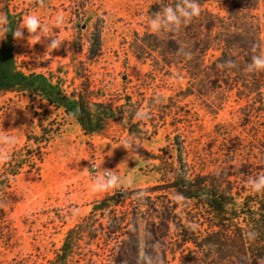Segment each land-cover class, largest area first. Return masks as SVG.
Wrapping results in <instances>:
<instances>
[{
	"label": "rangeland",
	"instance_id": "374dc122",
	"mask_svg": "<svg viewBox=\"0 0 264 264\" xmlns=\"http://www.w3.org/2000/svg\"><path fill=\"white\" fill-rule=\"evenodd\" d=\"M155 1L0 0V16L5 8L21 14L17 29L28 15L43 26L36 33L23 29V36L14 39V56L25 72L52 74L67 93L87 89L92 100L113 107L129 96L137 106L134 121L148 130L144 140L131 142L120 123L109 121L101 134L86 137L74 122L64 120L60 134L36 155L35 169H22L0 193V264H51L65 233L95 201L156 183L157 175L146 165L161 151L167 160L179 155L195 173L229 170L232 152L235 168L252 162L249 181L261 176L258 151L248 154L254 136L262 133L257 119H245V100H237L234 91L207 95V90L203 96L176 98L188 79L184 71L168 67L170 55L156 39L158 31L150 28L147 10ZM208 8L226 15L230 3ZM254 14L262 54L264 0H257ZM53 38L61 42L54 50L47 47ZM259 80L264 90V71ZM44 112L55 115L38 99L0 95V137L16 138L15 144L0 140V170L37 130ZM105 169L131 183L93 192L94 177L108 178ZM121 240L103 235L83 240L68 264H142V243L136 259L122 254ZM180 256L169 255L167 264H179Z\"/></svg>",
	"mask_w": 264,
	"mask_h": 264
},
{
	"label": "trees",
	"instance_id": "16d2710c",
	"mask_svg": "<svg viewBox=\"0 0 264 264\" xmlns=\"http://www.w3.org/2000/svg\"><path fill=\"white\" fill-rule=\"evenodd\" d=\"M179 2L157 0L149 6L147 16L152 19L156 12ZM196 2L198 15L177 26L161 28L155 36L170 55L168 67L174 66L187 76V87L176 98L203 96L207 90V95L234 91L237 100H245V119H257L262 133L260 138L254 136L256 144L251 145L248 155L252 157L253 149L258 151L257 169L264 175V90L261 71L248 70L251 58L261 54L254 14L257 0ZM228 2L226 15L208 8ZM3 16L7 24L1 27L7 32L0 31V95L14 93L38 99L55 115L44 112L37 130L7 157L0 170V193L22 169H35L36 155L60 134L66 119L86 137L101 134L107 122L116 121L126 129L131 142L145 139L148 130L142 122L134 121L137 106L129 96L113 107L92 100L87 89L67 93L52 74L25 72L13 52L12 32L21 14L5 8ZM228 61L235 66L229 67ZM160 153L146 165L157 175L156 183L95 201L88 214L65 233L51 264H68L81 241L102 235L122 238L118 242L122 254L136 259L142 243V264H167L168 256L176 252L181 255L179 264H264V192H253L248 185L252 162H240L235 168V153L231 152L229 170L195 173L179 155L167 160Z\"/></svg>",
	"mask_w": 264,
	"mask_h": 264
},
{
	"label": "clouds",
	"instance_id": "9594fccd",
	"mask_svg": "<svg viewBox=\"0 0 264 264\" xmlns=\"http://www.w3.org/2000/svg\"><path fill=\"white\" fill-rule=\"evenodd\" d=\"M199 14V6L196 0H180L179 3L175 5V7L168 6L163 8L161 11L156 12L153 18L150 21V28L153 31H159L161 28H171L179 25L182 21L187 22L192 17ZM62 18L57 19V23H59ZM23 27L18 28L17 30L12 32L14 39H20L23 36V29H26L28 33H36L38 30L43 31V26L40 23V20L34 15H28L23 20ZM7 24V17L0 16V26H4ZM0 31L7 32L6 27H0ZM61 42L58 39H50L47 47L57 49L60 46ZM229 67H234V63L232 61L227 62ZM249 71H264V53L260 55H254L251 58V63L248 65ZM6 144H15L16 138L4 136L0 137ZM104 175L108 178L104 179L102 176L94 177V182L92 186L93 192H106L109 189H113L118 187L124 183H131V180L128 179L125 181L120 176L113 173L111 170H104ZM251 190L256 193L264 192V175L257 176L255 179L249 181Z\"/></svg>",
	"mask_w": 264,
	"mask_h": 264
},
{
	"label": "built area",
	"instance_id": "2783aa9c",
	"mask_svg": "<svg viewBox=\"0 0 264 264\" xmlns=\"http://www.w3.org/2000/svg\"><path fill=\"white\" fill-rule=\"evenodd\" d=\"M106 176V175H105ZM107 177V176H106Z\"/></svg>",
	"mask_w": 264,
	"mask_h": 264
}]
</instances>
